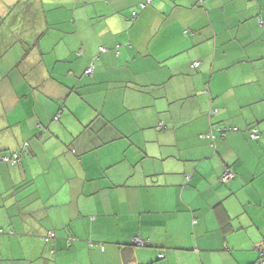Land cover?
<instances>
[{"label": "crops", "instance_id": "crops-1", "mask_svg": "<svg viewBox=\"0 0 264 264\" xmlns=\"http://www.w3.org/2000/svg\"><path fill=\"white\" fill-rule=\"evenodd\" d=\"M0 264H264V0H0Z\"/></svg>", "mask_w": 264, "mask_h": 264}, {"label": "trees", "instance_id": "trees-1", "mask_svg": "<svg viewBox=\"0 0 264 264\" xmlns=\"http://www.w3.org/2000/svg\"><path fill=\"white\" fill-rule=\"evenodd\" d=\"M199 1H200V0H199ZM201 1H203V0H201ZM135 15H136V12L133 11V12H132V16H135ZM103 50H104L103 48H100V51H103ZM85 71H86V70H85ZM91 73H92V70H91ZM53 119H58V115H55V116L53 117ZM217 130H218L217 132L219 133V135H224L225 133H227V132H229V131H235V130H237V128H236V127H232V126H220ZM251 133H254L255 137L252 138V137L250 136ZM247 134H248V139H251V140H256V139L259 137V131H258L257 127H255V126L249 127V128L247 129ZM199 137H200V138H212V139H213V138H214V134H213L212 132H207V133H204V134L199 135ZM13 153H14V152L9 153V154L12 155ZM17 153H18V152H17ZM9 154H4V155H2L1 160H2V158H3L4 156H10ZM2 161L5 162V163L10 164L9 162H6V161H4V160H2ZM10 165H12V164H10ZM227 169L230 170V173H231L232 175H231V177H229L227 180H223V179H222L223 174H224V172H225ZM234 176H235L234 171H233L229 166H227V167L224 168V170H223V172L221 173L219 179H220L221 182L226 183V182L232 180V179L234 178ZM100 247H101V246H100ZM160 257H161V255H160Z\"/></svg>", "mask_w": 264, "mask_h": 264}, {"label": "built area", "instance_id": "built-area-1", "mask_svg": "<svg viewBox=\"0 0 264 264\" xmlns=\"http://www.w3.org/2000/svg\"><path fill=\"white\" fill-rule=\"evenodd\" d=\"M196 64H197V63H193L192 66H195ZM91 70H92V67H89V68L86 69L85 72H86L87 74H91ZM250 136H251L252 138L255 137L254 133H251ZM19 157H20V153H13V154L10 155V156H4V157L2 158V160L6 161V162H9L10 164H15V163H18V162H19ZM231 175H232V174L230 173V170L227 169V170L224 172L222 179H223V180H227L229 177H231ZM53 235H54V234H53V231H48L46 237L44 238V240L47 241L49 238H52ZM135 243L142 244V242L139 241V240H136ZM101 249H103L102 246H101Z\"/></svg>", "mask_w": 264, "mask_h": 264}, {"label": "rangeland", "instance_id": "rangeland-1", "mask_svg": "<svg viewBox=\"0 0 264 264\" xmlns=\"http://www.w3.org/2000/svg\"><path fill=\"white\" fill-rule=\"evenodd\" d=\"M13 24V23H12ZM15 25V24H14Z\"/></svg>", "mask_w": 264, "mask_h": 264}]
</instances>
